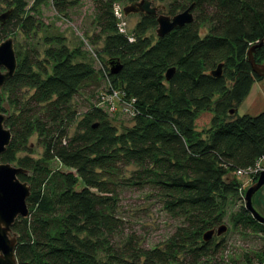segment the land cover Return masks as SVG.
<instances>
[{
    "label": "trees",
    "instance_id": "16d2710c",
    "mask_svg": "<svg viewBox=\"0 0 264 264\" xmlns=\"http://www.w3.org/2000/svg\"><path fill=\"white\" fill-rule=\"evenodd\" d=\"M115 1L94 3L99 33L104 34L100 52L107 56L101 69L73 61V51L61 45L46 50L52 62L48 72L44 62L49 61L27 51L21 59L16 54V69L0 88L7 94L6 101L0 95V111L7 112L5 102L15 108L5 114L4 126L11 138L0 161H15L25 169L17 176L30 186L29 214L11 225L17 264H98L95 255L106 242L101 236H112L119 227L112 175L125 164L136 166L126 184L148 188L162 211L179 223L162 247H141L132 235L119 248L107 247V260L218 264L210 260L224 243H213L214 235L203 240V234L223 221L222 206L234 197L242 199L234 172L253 168L264 156V110L255 115L236 111L252 83L264 78L252 71L247 54L264 39V0H170L169 13L193 3L197 14L152 43L144 34L157 25L155 18L141 14L133 29L135 40L129 42L118 32ZM16 5L0 30L11 31L10 25L28 35L36 21L21 16L23 1L16 0ZM204 23L209 27L202 35ZM252 58L264 65V41ZM110 59L122 63L116 74L109 73ZM218 64H222L221 75L213 77L211 71ZM169 67H174V73L166 81ZM105 76L132 103V126L118 132L106 119L105 108L97 105L96 96L95 105L68 136L66 127L75 119L71 99L78 92L92 94L90 88L96 89ZM27 90L32 91L24 98ZM117 113L123 111L117 108L112 115ZM202 114L208 115L209 127L199 131L196 124ZM34 133L41 137L43 160L16 157ZM52 160L66 170L52 169L46 163ZM256 178L257 174L252 182ZM229 221L240 234L264 233V223L243 204ZM261 253L262 263L264 247Z\"/></svg>",
    "mask_w": 264,
    "mask_h": 264
},
{
    "label": "rangeland",
    "instance_id": "374dc122",
    "mask_svg": "<svg viewBox=\"0 0 264 264\" xmlns=\"http://www.w3.org/2000/svg\"><path fill=\"white\" fill-rule=\"evenodd\" d=\"M24 2V10L21 16L30 15L35 19V28L31 30L28 35H24L19 27L8 26L7 29L11 31L1 32L0 30V42L6 38H11L13 41V48L16 54H20L18 59H21L27 51L28 53L35 54L41 61H49L46 56V50L50 48H59L64 45L68 50L73 51V61H83L90 63L96 70L102 68V61L106 59V55L101 51L102 40L104 34L99 33L97 26V11L94 8L95 0H58L63 3L55 4V0H21ZM152 5L159 6V13L164 15H174L183 9L175 10L174 14L169 13L170 0H150ZM128 0L115 1V8L122 12V8L128 5ZM56 5L62 6V11L56 8ZM17 8L16 0H0V15L9 11V15ZM193 17L197 14L196 10L192 11ZM125 24L124 31L134 36L133 29L136 23L140 20L141 14L130 13L123 15ZM5 21L1 24L3 27ZM148 29L144 36L154 42L157 38L155 29ZM208 23H204L202 26V35L208 31ZM119 30V29H118ZM121 32V30H119ZM17 60V59H16ZM47 64L48 72L51 69L52 62H44ZM108 80L100 78L97 84V88H90L92 94L78 92L69 103L75 111V119L69 123L66 127V133L68 136L75 132L76 123L84 115V113L96 103V96L100 93L99 90L104 91L108 87ZM32 90H27L26 98ZM0 95L3 100L6 101L7 94L5 91ZM113 97V112L117 107L121 108L123 113H117L112 115L108 111L107 105H112V98L109 96H103L100 104L107 111L106 119L116 125L117 131L121 132L125 127L132 126V119L127 110L126 104L121 102L120 94ZM217 96H215L216 98ZM5 110L7 112L0 111L6 117L7 114L15 112L13 105L5 102ZM119 108V110H120ZM264 110V78L255 80L251 85L248 94L242 99L237 106V114L255 115ZM111 111V110H110ZM109 112V113H108ZM6 114V115H5ZM196 124V129L204 131L209 127V119L207 114H202ZM26 149L17 152L16 157L29 156L34 160H43L44 147L41 142V137L37 133H34L29 137L26 143ZM48 166L52 169L66 170L56 160L47 161ZM15 165V161L11 163ZM263 166V162H262ZM263 167H260V169ZM136 169L133 164H125L120 170V173L115 172L112 175V180L117 184V201L115 207V215L120 219L119 227L110 236L105 234L101 236V240L105 239L103 244V250H99L95 259L98 264H117L113 261L107 260V247L119 248L129 236H134L139 246L144 248H150L154 245L162 247L164 241L170 236L174 228L178 225L179 219L170 217L165 214L160 208V202L157 196L151 192L148 188H141L138 185H127L126 180L131 176L132 171ZM261 169V170H262ZM258 172H260L258 170ZM250 174V175H249ZM238 176L237 179L240 183L238 197H243L244 190L250 186L253 182V174ZM259 174V173H258ZM256 175V174H255ZM258 176V175H257ZM108 179V178H107ZM255 182V181H254ZM114 187V186H111ZM251 203L254 210L262 217H264V184L252 195ZM244 201L242 199L233 198L229 200V203L222 206L225 210L223 221L219 225H225L226 230L216 236L212 237L213 243H218L221 240L224 243V248L217 253L214 259L210 261H219L218 264H261L259 261L262 257L261 250L264 247V233H244L240 234L238 230L232 228V224L229 221L232 212ZM218 225V226H219ZM212 228V229H216Z\"/></svg>",
    "mask_w": 264,
    "mask_h": 264
},
{
    "label": "water",
    "instance_id": "95a60500",
    "mask_svg": "<svg viewBox=\"0 0 264 264\" xmlns=\"http://www.w3.org/2000/svg\"><path fill=\"white\" fill-rule=\"evenodd\" d=\"M194 4H190L182 11L170 16L159 13V6L152 5L150 0L132 1L122 8L124 15L130 13H139L146 17H153L156 20L157 27L155 33L157 37H163L175 27H181L193 20ZM9 16V11L0 15V21L3 23ZM264 39L254 44L248 51V60L252 71L264 77V65L253 61L252 53L254 49L262 44ZM110 74L118 73L122 68L119 59H110L107 61ZM16 69V56L11 38H6L0 42V88L4 82L13 75ZM222 64H218L211 71L213 77L221 75ZM174 73V67H169L164 78L168 81ZM230 109L229 113H232ZM4 114L0 113V155L5 151L10 142L11 132L4 126ZM26 170L14 166L9 162L0 161V264H17L15 257V246L17 243L16 235L11 231V225L17 217L25 218L29 214L26 198L30 193V186L26 181L18 178L19 173H25ZM264 184V162L263 169L259 172L255 182L248 186L243 195L244 207L250 211L253 217L261 223H264V217L260 216L253 208L251 203L252 195ZM226 230L225 225H219L216 229H209L203 234V240L210 239L214 234H222Z\"/></svg>",
    "mask_w": 264,
    "mask_h": 264
},
{
    "label": "built area",
    "instance_id": "2783aa9c",
    "mask_svg": "<svg viewBox=\"0 0 264 264\" xmlns=\"http://www.w3.org/2000/svg\"><path fill=\"white\" fill-rule=\"evenodd\" d=\"M116 6H115V4H114V6H113V14H114V16L116 17V19H117V27H118V29L119 30H121V32H119V30H118V32L119 33H121V34H123L126 38H127V40L129 41V42H133L134 40H135V37L132 35V34H130V33H127L126 31H124V27L122 26L123 24H125V22L124 23H122V21H124V17H122V13L123 12H121V11H119L118 9L116 10V8H115ZM124 15V14H123ZM105 78H107L106 76H105ZM107 80H108V78H107ZM106 87H108L107 89H105L101 94H99V95H97V98H99V100H98V103H97V105H99V106H102L103 104H100V102H103L102 101V97L103 96H109V97H111L112 98V105L110 106V103L107 105V107H108V111L109 112H113V109H114V103H113V97H116L115 95H117V94H120V96H121V98H120V100H121V102H123L124 101V103L126 104V106L128 107V110H127V112H128V114L129 115H132L133 114V106H132V103L130 102V101H127L123 96H124V94H123V92L120 90V89H115V88H113L112 86H111V84L109 83V80H108V83H107V85H105ZM131 100L133 101L134 99L133 98H131ZM117 108H120V107H117ZM121 109V108H120ZM111 110V111H110ZM262 162H264V156H262V157H260L256 162H255V165H254V167L253 168H250V169H245V170H236L235 172H234V175L236 176V177H238V176H242V175H248L249 173H255V174H257L258 175V170L259 171H261V169H260V167H263L262 166ZM255 174H253V175H255ZM250 175V174H249ZM241 191V189H239V192ZM243 198V197H242Z\"/></svg>",
    "mask_w": 264,
    "mask_h": 264
},
{
    "label": "crops",
    "instance_id": "0c3cea01",
    "mask_svg": "<svg viewBox=\"0 0 264 264\" xmlns=\"http://www.w3.org/2000/svg\"><path fill=\"white\" fill-rule=\"evenodd\" d=\"M253 84V83H252ZM261 264H264V259H263V262Z\"/></svg>",
    "mask_w": 264,
    "mask_h": 264
},
{
    "label": "flooded vegetation",
    "instance_id": "af4514ba",
    "mask_svg": "<svg viewBox=\"0 0 264 264\" xmlns=\"http://www.w3.org/2000/svg\"><path fill=\"white\" fill-rule=\"evenodd\" d=\"M2 24V23H1Z\"/></svg>",
    "mask_w": 264,
    "mask_h": 264
}]
</instances>
